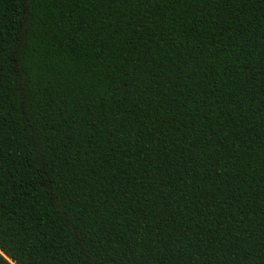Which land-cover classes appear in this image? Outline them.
I'll return each mask as SVG.
<instances>
[{"label": "trees", "instance_id": "16d2710c", "mask_svg": "<svg viewBox=\"0 0 264 264\" xmlns=\"http://www.w3.org/2000/svg\"><path fill=\"white\" fill-rule=\"evenodd\" d=\"M0 264H264V0H0Z\"/></svg>", "mask_w": 264, "mask_h": 264}]
</instances>
